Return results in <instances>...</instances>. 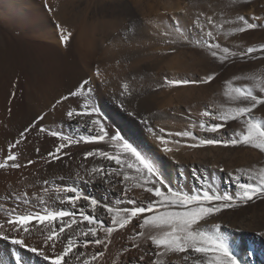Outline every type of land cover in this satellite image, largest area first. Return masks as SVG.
I'll use <instances>...</instances> for the list:
<instances>
[{"label":"rangeland","instance_id":"rangeland-1","mask_svg":"<svg viewBox=\"0 0 264 264\" xmlns=\"http://www.w3.org/2000/svg\"><path fill=\"white\" fill-rule=\"evenodd\" d=\"M200 13L212 15L217 21L222 18L234 19L239 14L250 17L255 13L264 16V0H0V26L22 25L25 27L26 35L24 36L28 45L40 56L39 63L36 62L37 66L36 63H31L22 76L24 78L26 76V80L30 76L28 78L30 80L33 74L38 72H40L39 77L44 72L49 75L48 72L52 71L49 69L52 62L49 63L45 57L58 52L63 57V59L61 57L60 65L67 69L66 71L73 79L66 83L67 85L61 86L62 88H53L56 92L51 95L54 98L51 104L40 103L39 106L25 94L26 81L24 82L25 79L22 76L23 83L19 89L16 85L10 88L6 86V89L3 87L4 83L0 82L2 84L0 85V114L11 109L10 114L7 112L8 118L6 117L9 124H7L8 143L42 113H47L45 120L41 122L47 127H60L72 136L87 135V129L78 126L82 122L64 121L63 109L59 108L52 112L50 108L60 91L64 90L63 93L66 94L81 78L92 77L93 86L96 88L93 100L99 109L97 118L101 119L110 133L119 131L125 139L151 159L166 185L181 190L199 187L193 176L195 172L214 183L221 193L234 194L238 189L229 174L238 169L264 167V153L247 146L207 145L192 148L187 145L198 143V141L184 138L182 143L175 144L172 143L173 140L182 139L175 136L167 137L168 146L172 148V151L164 153L159 142L153 139L146 127L138 119L129 117L118 109L110 99V94H119L123 82H130L136 90V98L127 105L129 109L136 111L139 117L147 118L153 128H165L166 133L189 130L191 123L198 125L201 119H205L200 116V113L206 108L218 110L235 106V103L225 95V81L234 74H241V69H244L246 75L255 74L259 77L264 73V60L241 61L237 58L235 63L229 61L223 66L214 61L206 50L198 46L196 42L200 37L189 27ZM203 19L201 16V20ZM177 20L181 28L186 29L191 42L179 34L173 37H165L161 34L165 26H171ZM58 24L72 34L67 48L62 47L59 42ZM226 27H232V25H226ZM169 39H174L176 42H165ZM219 42L237 51L240 49H235V45H239L241 49L259 45L264 43V28H257L233 37H221ZM97 67L106 78V85H101L99 79L96 80L94 73ZM213 70L218 72L219 76L211 84L190 83L183 86L165 85L157 88L158 85H164L166 79L199 81ZM15 74L12 72L9 75L8 81L12 84L18 82V74ZM133 77H135L134 80ZM234 83L248 84L247 81ZM104 88H107L105 97L100 93ZM59 89L60 91H57ZM65 106H68L67 102ZM71 106H76L75 102ZM253 115L257 119H264V109L254 110ZM242 127L238 121H230L226 128L222 129L224 135L206 133L198 127L190 130L200 138L227 139L234 131ZM56 143L54 138L37 137L35 132L29 135L28 142L22 148L24 155L21 160L26 162L31 159L36 160L37 163L28 165L22 170L7 172L0 170L1 174L8 177L12 175L9 189L0 192V203L5 202V197L13 192L27 191L29 195L43 194L44 180H54L61 185L72 184L77 172L84 173L82 163L88 168L98 164H104L107 167L110 163L96 158L83 161L84 152L96 148L114 151L110 145L104 143H81L66 149L71 155L64 158L65 163L44 164L43 160L38 158L35 149L39 147L40 155L43 156L53 150ZM60 176L73 179L61 181L58 179ZM246 180V176L241 177L242 182ZM75 183L86 195L111 205H115L121 198L124 187L118 182L113 187L99 178L92 183L78 181ZM51 194L55 195L54 190ZM129 195L139 200L151 198V194L142 189H133ZM56 206L61 205L57 203ZM89 214H91L90 209ZM2 219L3 216L0 214V220ZM104 219L107 223L108 218L104 216ZM216 223L221 224L222 229L231 234L233 247L241 261L247 264H264V237L260 235L264 233V198L258 197L248 203L237 202L234 207L199 221L195 227L210 228ZM32 224L35 227H30L33 233L30 242L39 246L41 235L37 229L44 228L45 225L36 224L34 221ZM130 235L131 225L122 233H113L112 243L101 264H114L120 249L130 243L128 241ZM10 247V241L0 239V255L6 256ZM249 249L252 250L253 255L246 254ZM93 250L90 246L89 251ZM21 253L25 264H47L41 257L27 252L26 249H22ZM137 255L138 253L133 250L120 255L119 259L130 264L133 257ZM164 264H181V258L175 256L166 258Z\"/></svg>","mask_w":264,"mask_h":264},{"label":"snow or ice","instance_id":"snow-or-ice-1","mask_svg":"<svg viewBox=\"0 0 264 264\" xmlns=\"http://www.w3.org/2000/svg\"><path fill=\"white\" fill-rule=\"evenodd\" d=\"M261 21H264V16L255 13L250 17L239 14L234 19L222 18L219 21L212 15L200 13L189 27L200 37L196 42L198 46L223 66L229 61L235 63L237 58L241 61L264 60V43L242 49L239 45H235V49H240L237 51L219 42L221 37H233L257 28H264V23ZM57 28L59 42L62 47L67 48L72 34L62 25L58 24ZM161 34L165 37L179 34L191 42L186 29L181 28L178 20L171 26H165ZM165 42L176 41L169 39ZM240 72L241 74H234L225 81V95L235 103V106L218 110L206 108L200 113L205 119H201L198 125L191 123L189 130L175 133H166L163 127L153 128L147 118H141L136 111L129 109L127 105L136 98V90L130 82H123L119 94H110V99L129 117L138 119L153 139L159 142L164 153L172 151L168 146L167 138L171 136L182 138L173 140L172 143L175 144L182 143L184 138L198 141L187 145L192 148L207 145L247 146L264 153V119H257L253 115L254 110L264 109V73L257 77L255 74H244V69ZM94 75L101 85L107 84L98 67ZM218 76L219 73L213 70L199 81L166 79L165 84L158 85L157 88L190 83L211 84ZM132 79L134 80L135 77ZM235 81H247L248 84L237 85ZM95 91L91 78H81L72 89L56 99L50 108L52 112L58 108L63 109L64 121L82 122L78 126L86 128L87 135L72 136L60 127H47L41 123L47 113H42L24 127L18 136L8 143L6 153L0 155V170L5 172L22 170L28 165L37 163L36 160L31 159L26 162L21 160L24 155L22 148L33 132L37 137L46 136L57 141L53 150L43 156L40 155L39 147L35 149L38 158L46 165L65 163L64 158L71 155L66 149L81 143H104L114 149L110 152L96 148L84 152L83 161L96 158L110 163L107 167L98 164L91 168L82 163L84 173L77 172L72 184L61 185L54 180H44L43 194L29 195L25 191L13 192L5 197V202L0 203V214L3 216L0 220V239L10 241L11 247L6 256L0 255V264H25L22 249L41 257L47 264H101L112 243L113 233H122L129 228V225H131V235L128 237L130 243L120 249L114 264H126L124 260L119 259V256L133 250L138 255L133 257L130 264H164L166 258L173 256L180 257L181 264H247L238 257L232 244L231 234L224 231L221 224L216 223L204 229L195 226L214 213L234 207L237 202L248 203L258 197L264 198V167L238 169L230 173L238 189L234 194L221 193L214 183L195 172L193 176L199 187L181 190L168 186L151 159L133 146L119 131L110 133L101 119L97 118L99 109L93 100ZM66 102L68 106H65ZM73 102L76 106H71ZM8 111L10 114L11 109ZM230 121H238L243 127L234 131L227 139L200 138L190 130L198 127L206 133L224 135L222 129H225ZM113 164L115 166H112ZM243 176L247 177L244 182L241 181ZM97 178L113 187L117 182L124 186L121 198L115 205L102 203L95 197L86 195L75 183L76 181L92 183ZM58 179L64 181L73 178L60 176ZM133 189H142L151 194V198L147 200L134 198L129 195ZM53 190L54 196L51 194ZM9 201L11 203H8ZM57 203L61 206L57 207ZM104 216L108 218L107 223ZM33 221L45 225L44 228L37 229L41 235L39 246L30 242L33 236L30 227H35ZM260 235L264 237V233ZM90 246L94 249L91 252ZM246 254L254 253L249 249Z\"/></svg>","mask_w":264,"mask_h":264},{"label":"bare ground","instance_id":"bare-ground-1","mask_svg":"<svg viewBox=\"0 0 264 264\" xmlns=\"http://www.w3.org/2000/svg\"><path fill=\"white\" fill-rule=\"evenodd\" d=\"M24 28L25 27H23L22 25H6V26L1 25L0 26V82L2 84L4 83L3 87H5V88H6V86L10 88L13 85H16V87H18L17 89L22 87L23 79L21 78V76L24 75V71H25L26 67L27 66L30 67L31 63H33V64L36 62L39 63V60H40L39 59L40 56H38L36 54L37 52L35 53V51H32L30 46L28 45V42L24 36V35H26ZM39 45H42V44H39ZM61 57L62 56H60L58 54V52L53 54L52 56H46L45 57V59H47L49 61V63L52 62L51 66L48 63L49 64L48 66H50L49 69L52 70V71L48 72L49 75L45 74V72H44L43 74H41V77H39L40 72H38L37 74H33L34 76H32V78H30V80H28V78L30 76L29 77L27 76L28 77L27 80H26V76H25V78H24V76H22L25 79L24 82L26 81L24 84V88L26 86L25 94L37 106L41 105L40 103H43V104L44 103L45 104L50 103L51 104L52 103L51 101L54 100V98H52L51 95H52V93L54 94L56 92V91H53L54 90L53 88L54 87L59 88L61 86H64V84L69 83L70 81L73 80L71 75L69 74V72L66 71L67 69L65 67H63L62 65H60ZM62 59H63V57H62ZM63 65H65V64H63ZM36 66H37V63H36ZM32 68H33V66L31 67V69ZM40 70H42V69L40 68ZM40 70H38V71H40ZM80 71H79V73H80ZM12 72H14V74L15 73L18 74L19 78H18V82L16 84H12L11 81H10L11 83L8 81L9 75H11ZM81 72H83V71H81ZM96 80H97V78H96ZM1 83H0V85L2 86ZM5 88H3V89H5ZM106 90H107V88L106 89L104 88L103 91L100 92L103 95V97H105L107 95ZM57 91H60V89ZM63 91L64 90L60 91L59 96H57L55 98L58 99L61 96V94H64ZM44 101H46V102H44ZM34 109H36V108H34ZM36 110L38 111V109H36ZM7 112H9V111L6 110V112H4L3 114L2 113L0 114V155H3L6 153L7 145H8L7 135H8L9 130L7 129V126L9 124L6 121V117L8 118ZM21 113H22V111H21ZM22 114H25V113H22ZM11 176L8 177V176L0 173V192L1 191L5 192L9 189V187H10L9 181H10V178H12ZM18 189H16V190L18 191Z\"/></svg>","mask_w":264,"mask_h":264}]
</instances>
